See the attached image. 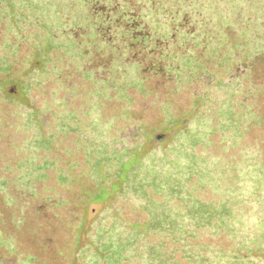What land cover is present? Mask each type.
Here are the masks:
<instances>
[{
    "label": "rangeland",
    "instance_id": "rangeland-1",
    "mask_svg": "<svg viewBox=\"0 0 264 264\" xmlns=\"http://www.w3.org/2000/svg\"><path fill=\"white\" fill-rule=\"evenodd\" d=\"M76 1L0 0V264H264V211L249 218L245 210L264 204V172L235 177L229 162L246 144L264 159V61L245 98L262 121L245 136L235 82L212 76L223 95L219 121L212 97H195L212 84L200 62L191 81L155 71L148 87L132 83L122 99L119 83L102 86L80 70L95 57L74 27ZM216 52L203 64L227 72L229 56ZM27 108H36L26 112L36 119L33 141L44 145L32 155L19 120ZM218 132L242 137L240 146ZM28 161L35 179L18 176ZM249 175L252 189L243 184Z\"/></svg>",
    "mask_w": 264,
    "mask_h": 264
},
{
    "label": "trees",
    "instance_id": "trees-1",
    "mask_svg": "<svg viewBox=\"0 0 264 264\" xmlns=\"http://www.w3.org/2000/svg\"><path fill=\"white\" fill-rule=\"evenodd\" d=\"M68 1L70 7L74 6L75 0ZM71 10L77 32L87 36L93 43L92 49H87L85 55L90 53L95 60L90 59L80 70L88 75L90 73L89 76L98 84L102 82V86L119 83V88L125 91L122 99L128 95L132 83L148 87L155 71L167 74L168 79H174L178 83L191 81L190 74H199L197 64L200 62L204 68L200 77L210 79L212 84L207 88L212 94L205 91L195 97L201 99L203 96L208 97V94L212 97L217 114L216 121L221 119L220 110L217 108L223 95L212 90L214 75L226 83L236 84L233 106L243 130L242 135L245 136L251 124L262 121L253 110L252 104L245 98L248 96L247 83H252V68L257 61H264V0H77L75 8ZM67 11V6L60 11L62 20L66 19ZM69 43L71 46V42ZM64 48L71 50L68 46ZM216 50L219 51L218 59L229 56V61L226 62L228 71L219 69L222 74L210 73L206 63L203 64L204 58H212ZM70 54L73 55L71 52ZM218 59L215 58L219 61ZM219 65L223 66L220 62ZM97 70H102L101 74ZM109 90L115 91L112 88ZM105 94L102 92V96ZM27 110L28 108L19 111V120L25 130L31 133L22 146H27L28 148L23 149L32 155L29 150L40 152L44 145L39 148L40 145L33 141L31 127L36 119L33 121L26 114L30 112ZM97 117L94 114L89 121L93 122ZM67 125L66 121H60L59 127L66 128ZM108 131L109 127L103 123L102 133ZM218 133L225 139L226 145L235 148L240 146L242 137L236 142L233 134ZM209 142L211 144L212 140L208 139L207 143ZM246 145H241L237 150L235 161H229L233 164L232 174L235 177L239 175L240 170L247 172L245 174L251 173L253 168L260 174L264 172L260 147ZM216 156L220 162L221 158ZM23 163L25 164L18 165L19 169L21 168L18 176L25 174L23 178H26L31 172L33 178L36 177L37 165L30 161ZM250 176L245 178L243 184L252 189L255 181ZM23 182L26 180L22 183L17 181L19 186L28 189ZM0 190L6 191V185H0ZM245 208L246 216L252 218L264 211V204L260 206L252 201L251 205Z\"/></svg>",
    "mask_w": 264,
    "mask_h": 264
}]
</instances>
